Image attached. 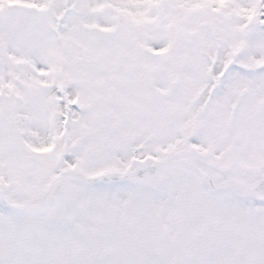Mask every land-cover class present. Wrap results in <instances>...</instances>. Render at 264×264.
Returning a JSON list of instances; mask_svg holds the SVG:
<instances>
[{
  "label": "snow or ice",
  "instance_id": "snow-or-ice-1",
  "mask_svg": "<svg viewBox=\"0 0 264 264\" xmlns=\"http://www.w3.org/2000/svg\"><path fill=\"white\" fill-rule=\"evenodd\" d=\"M0 264H264V0H0Z\"/></svg>",
  "mask_w": 264,
  "mask_h": 264
}]
</instances>
